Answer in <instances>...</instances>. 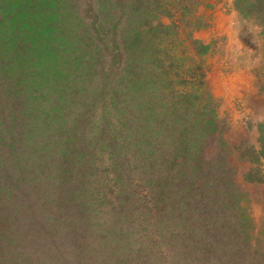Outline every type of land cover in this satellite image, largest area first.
Returning <instances> with one entry per match:
<instances>
[{"label":"trees","instance_id":"obj_1","mask_svg":"<svg viewBox=\"0 0 264 264\" xmlns=\"http://www.w3.org/2000/svg\"><path fill=\"white\" fill-rule=\"evenodd\" d=\"M114 1L96 8L93 22L82 25L95 55L74 60L88 44L76 34L74 42L73 12L58 7L57 0H22L20 7L0 8V264H102L107 253L115 256L114 264L181 261L171 263L173 256L202 264H231L235 259L264 264V234L255 241L248 233L242 242L237 239L247 223L241 219L237 193L228 192L223 173L230 178L229 167L219 182L208 191L209 184H204L201 192L213 195V202L228 213L220 219L227 224L217 228L225 245L203 232L211 227L209 220L199 229L192 224L195 194L193 184L185 182L192 172L185 171L195 156L189 155L188 165L182 159L183 167H176L182 150H191V140L182 133L186 129L176 135L160 131L171 123L177 127L180 119L165 124L163 111H147V86L132 78L135 70L128 54L134 49L140 55L147 52L142 48L148 32L167 28L157 24L167 14L160 0ZM118 1L121 33L112 17ZM93 34L99 35V45ZM117 35L126 54L122 52L116 78L121 86L111 88L115 74L107 72L110 63L119 65ZM84 78L90 83L86 90L69 89ZM110 169L115 171L103 179ZM140 184L151 190L142 192ZM103 206L108 212L117 209V222L101 224L98 208ZM165 210L173 214L166 230L156 219ZM129 215L138 222L132 229L127 227ZM126 230L135 233L127 235ZM82 233H88L87 239ZM138 234L139 240L132 241ZM220 249L225 251L221 255ZM149 251L143 263L142 253Z\"/></svg>","mask_w":264,"mask_h":264},{"label":"rangeland","instance_id":"obj_2","mask_svg":"<svg viewBox=\"0 0 264 264\" xmlns=\"http://www.w3.org/2000/svg\"><path fill=\"white\" fill-rule=\"evenodd\" d=\"M21 1L0 0V8L13 5L17 8ZM39 1L41 0H33L37 4ZM57 1L58 7L73 12L69 16L71 15L73 24L77 26L76 31L72 30L75 32L74 42L76 43V34L88 44L72 59L95 55L94 44L85 39L82 25L89 26L95 19V9L100 10L101 6L106 8L111 0ZM155 4L154 2L152 6L158 8ZM159 7L167 15H162L157 24L167 28L148 32L149 38L143 42L142 48L147 52L140 55V51L134 49L131 50L132 53H128L131 66L135 70L131 75L134 80L141 79L147 86L145 98L149 100V113L163 111L166 118H161L165 120V124L176 118L180 119L177 127L171 128V123L169 126L164 125L160 131H164L166 135L172 131L176 135L179 130L186 129L182 133L191 140V150L186 153L182 150L176 167H183L182 159L188 165L192 161L189 155L193 158L195 156L193 164L185 171L189 174L192 172L185 182L193 184L195 194L192 210L196 213H191L192 224L199 229L209 220V232L206 227L203 232L207 234V238L215 237L217 243L223 241V234L217 228L221 224H227V220L220 219L226 218L228 213L220 210L218 201L213 202V195L203 196L201 192L204 184H209L205 188L208 191L213 182H219L220 175L229 167L230 178L227 177V172L223 173L228 183V192L233 194V190L237 193L243 216L241 219L247 223L246 232L239 233L241 235L237 239L242 242V238L248 233L251 241L260 240L264 234V4H257L253 0L250 3H240L237 0H160ZM120 10L119 3L112 17L121 33L124 22H118L122 15ZM98 36L93 34L92 38L99 45ZM118 40L117 35L115 52L119 65L111 66L110 63V71L107 72L112 70L115 74L111 88L121 86L120 83L117 84L116 78L121 74L124 51L119 49ZM107 57H111L110 54ZM99 71L98 68L97 73L100 74ZM89 84L84 78L79 85L68 87L74 91V87L79 89L82 86L84 91ZM193 152L195 153L192 154ZM196 152L199 153L195 155ZM114 171L110 169L102 178L106 180L108 173ZM178 181L180 184L185 183L181 178ZM138 189L145 193L151 190L149 185L142 184ZM140 206L144 209L143 203ZM105 208L107 206L98 208V219L103 222L101 224L117 222V209L113 207L108 212ZM148 214L153 216L154 212ZM170 217L173 214L169 210L161 214L158 212L156 219L161 221L160 228L164 227L166 230L167 224L172 222L168 219ZM137 223L134 216H128V228L132 229ZM133 232L134 230H130L127 235ZM87 235L88 233H82L80 236L85 240ZM139 235L134 236L132 241H138ZM224 238L226 240L227 237ZM207 243L210 245L209 241ZM220 250V255L225 252ZM238 251H245L243 256H247L246 250L239 245ZM146 253L150 251L142 253L143 263L148 262ZM103 257L100 259L102 264H114L115 256L111 257L107 253ZM180 259L177 264L182 261L187 264H202L189 262L184 256H173L169 261L173 263ZM235 262L240 263L235 259L231 264H236Z\"/></svg>","mask_w":264,"mask_h":264}]
</instances>
